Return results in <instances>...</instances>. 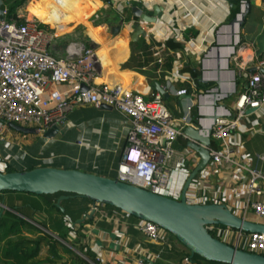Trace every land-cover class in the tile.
<instances>
[{"label": "crops", "instance_id": "obj_1", "mask_svg": "<svg viewBox=\"0 0 264 264\" xmlns=\"http://www.w3.org/2000/svg\"><path fill=\"white\" fill-rule=\"evenodd\" d=\"M14 1H23L17 9L22 22L34 19L48 29L58 27V38L51 47L55 57L65 55L70 41L96 46L97 54L105 40L116 42L111 54L113 65L108 63L107 58L98 55L96 79L105 80L100 83L130 86L146 99L160 93L152 88L156 84L163 89L170 82L175 90L187 89L188 95L183 97H177L172 92H165L167 99L163 95L178 124L190 113L191 123L200 127L198 119L208 110L203 109L204 103L199 104L198 97L208 91L211 93L218 86V107L234 112L237 98L245 91L250 74L256 72L264 56V0H245L250 2L251 10L242 28L235 30L231 28V23L244 0H152L148 5L132 0L130 6L114 5L110 0H9L10 3ZM238 1L241 3L236 13ZM53 4L59 5L58 16L52 14ZM135 6L150 16L154 14V7L159 6L162 16L156 23H145L133 15ZM126 11L131 15L129 22ZM121 23L119 34L112 36L111 27ZM138 23L144 27L146 35L132 42L131 36ZM224 33L230 34V39L221 37ZM140 41L143 45L136 52L142 66L124 69L123 65L132 56L131 43ZM209 50L210 62L204 63ZM241 61L246 64L245 71L240 68ZM224 86L226 89L223 91ZM234 95L231 107L224 104L227 98ZM213 100L209 97L208 102L214 103ZM127 126L126 118L118 111L93 106L79 107L71 112L65 126L50 139L39 133H14L9 125L5 141H0V160L4 162V166L0 164V170L3 171L7 164L19 170L54 167L116 179L126 146ZM233 141L240 152L239 157L243 161L246 159L251 168L264 173V160L258 159V155L264 154V109L247 114ZM175 148L178 151L186 148L183 137L178 139ZM176 169L182 171L186 182L189 168ZM233 176L226 173L228 179ZM47 200L28 193H0V205H4L5 211L21 209L24 217L19 213L17 215L55 238H58L55 230L61 226L59 222L64 221L67 229H73L68 232L69 241H80L79 246L88 247L91 256H86L89 261L79 256L89 264H134L140 259L155 264H197L191 261L190 251L173 236L170 247L153 242L139 230L138 218L114 207L101 206L93 218H87L82 223L84 227L80 230L82 224L77 222L92 212V201L70 197L62 202L65 209L62 212ZM32 209L41 210L35 212ZM60 255L59 264H82L62 250ZM48 256L40 255L36 261L46 262Z\"/></svg>", "mask_w": 264, "mask_h": 264}, {"label": "built area", "instance_id": "obj_2", "mask_svg": "<svg viewBox=\"0 0 264 264\" xmlns=\"http://www.w3.org/2000/svg\"><path fill=\"white\" fill-rule=\"evenodd\" d=\"M131 1L110 0L114 5L129 6ZM139 1L146 5L152 3V0ZM53 5L52 14L58 16L59 5ZM6 15L7 11L5 21L0 22L1 142L5 141L6 127L11 124L35 128L42 135L49 129L65 126L69 114L79 107H110L121 113L128 123L126 146L116 180L166 196L162 192L168 188L173 170L188 164L192 166L191 173L201 161L197 151L187 145L188 142L201 143L185 134L186 127L191 126L202 134L211 129L212 144L208 147L211 161L193 180L187 202L222 204L245 221L264 223V173L251 168L246 159L243 161L239 157L233 141L247 112L264 109V56L256 72L250 74L245 91L237 98L234 112L218 107V118L211 121L215 108L208 102V91L198 97L199 104L204 103L203 109L208 110L198 119L201 126L191 123L190 113L178 124L162 94L155 93L146 99L130 86L98 83L96 64L99 57L94 47L70 41L65 55L55 57L51 47L58 38V27L45 29L34 19L7 22ZM221 37L230 39L231 36L224 33ZM206 55L204 63L210 62V50ZM245 65L241 61L242 71L246 70ZM163 90L177 97L188 95L187 89L175 90L170 82ZM205 99L206 102H202ZM180 137L186 142L182 151L175 148ZM258 159L264 160V154L258 155ZM226 173L234 176L228 179ZM104 205L94 203L92 211L97 212ZM206 228L210 234H217H211L213 237L236 249L264 255V233H248L216 224ZM139 230L149 240L171 246L173 235L157 224L140 220ZM73 250L89 261L88 247L82 251ZM134 264L155 263L140 259Z\"/></svg>", "mask_w": 264, "mask_h": 264}, {"label": "water", "instance_id": "obj_3", "mask_svg": "<svg viewBox=\"0 0 264 264\" xmlns=\"http://www.w3.org/2000/svg\"><path fill=\"white\" fill-rule=\"evenodd\" d=\"M249 1L243 2L241 10L231 23L233 30L235 26L242 28L250 13ZM7 6L0 0V22L5 21ZM133 15L145 23H156L162 16V8L154 7V14L150 16L139 7H133ZM121 25L111 27L112 36L121 31ZM146 35V30L141 24H137L131 36L132 42H137L140 37ZM96 47V46H94ZM152 88L158 90L165 99L168 94L156 84ZM86 89V88H85ZM220 93V87L211 91L210 97L214 100L215 113L210 116L211 121L218 118V104L216 97ZM256 110L250 109L247 114ZM14 130L23 134H36L35 128H27L19 125H10ZM58 127L49 129L44 133V138L50 139L58 135ZM185 134L199 141L201 145L188 142V146L197 151L200 163L189 174L181 192L180 199L155 194L140 187L122 183L116 179L100 176L93 173L83 172L77 169H58L54 167H38L26 171H14L5 173L0 171V193L12 191L28 193L37 196L55 195L62 193L56 202V207L62 212V202L70 197L78 196L92 201L93 203L105 204L121 210L139 220L149 221L157 224L162 229L172 234L191 253L190 258L199 256L204 260L223 264H264V255L248 252L226 244L213 237L208 225L216 224L234 229H241L248 233H264V223L245 221L234 215L222 204H190L187 202V192L197 175L211 161V129L200 133L191 126L186 127ZM3 204L0 205V218L5 211ZM95 212L86 215L77 224H82L87 218H93Z\"/></svg>", "mask_w": 264, "mask_h": 264}, {"label": "trees", "instance_id": "obj_4", "mask_svg": "<svg viewBox=\"0 0 264 264\" xmlns=\"http://www.w3.org/2000/svg\"><path fill=\"white\" fill-rule=\"evenodd\" d=\"M5 2L8 6L6 15L7 22L16 19L21 21V19H19L17 15V9L20 5L23 4V1H14L10 3L9 0H5ZM240 3L241 2L239 1L237 2L236 13L239 12ZM142 45L143 41H140L138 43H131L132 56L129 61L125 65H123L124 69H134L136 67L138 68L142 66L136 52L142 47ZM32 169L34 168H31L29 170ZM14 171L26 170H19L7 164L5 170H3L2 172L10 173ZM8 192L18 193L12 191H5L2 193ZM61 195L62 193L55 195H42L39 197L48 199L47 201L49 202V204H51L53 207H56L55 202ZM32 210L36 212L41 209ZM13 211L15 213L11 211H5L0 218V264H59V262L61 261L60 250H62L64 253H67L74 260L81 262L82 264H89L73 250V248H75L76 250L82 251L84 248L78 245L80 241H78L77 243H71L69 241L68 232L71 230L73 231V229H67V227H65L64 221L59 222L61 226L56 228L55 232L58 234V238H55L51 234H48L40 229H36L35 226L30 223V221L23 218L24 215L21 209H13ZM16 213L21 214L23 217H20ZM88 221L89 220H87V222ZM83 227L84 225L82 224L79 226V229L81 230L83 229ZM25 233H27L28 235H25ZM30 235L34 237H31ZM44 245L48 247L49 256L46 259L47 261H36L41 255ZM87 254L88 256H91V254ZM93 261H95V259ZM191 261L197 264H223L204 260L197 255L194 256Z\"/></svg>", "mask_w": 264, "mask_h": 264}, {"label": "rangeland", "instance_id": "obj_5", "mask_svg": "<svg viewBox=\"0 0 264 264\" xmlns=\"http://www.w3.org/2000/svg\"><path fill=\"white\" fill-rule=\"evenodd\" d=\"M125 13H127V22H129L131 20V15L129 14V11H126ZM43 28L46 29V27L44 26ZM236 97V95L232 96V97H229L227 98L225 101H224V104H226L228 107H231V103L232 101L234 100V98ZM167 104V102H165ZM168 106V105H167ZM169 108V107H168ZM170 110V109H169ZM172 113V112H171ZM9 129V125L6 127ZM12 132L14 133H19L18 131L14 130V129H10ZM22 134V133H21ZM2 163V164H1ZM0 164L2 166H4V162L0 160ZM185 167L190 171L192 169V166H189L188 164L185 165ZM5 170V169H4ZM182 171H179V170H173V172L171 173V178H170V181H169V185H168V188L165 189V191L162 192L163 195H166L170 198H173V199H180L181 197V192H182V189L184 187V175L181 174ZM167 191V192H166ZM190 194L192 192V189H189L188 191ZM213 236H217L216 233H211ZM174 237V236H173ZM48 255V247L46 245L43 246L42 248V254L41 256L42 257H45ZM79 255V254H78Z\"/></svg>", "mask_w": 264, "mask_h": 264}, {"label": "bare ground", "instance_id": "obj_6", "mask_svg": "<svg viewBox=\"0 0 264 264\" xmlns=\"http://www.w3.org/2000/svg\"><path fill=\"white\" fill-rule=\"evenodd\" d=\"M233 27V26H232ZM231 27V28H232ZM237 28V25L235 26V29ZM233 29V28H232ZM231 29V30H232ZM101 45V49L98 51V55L101 56L102 58H107L108 63L113 65V61L111 58V54L112 52L115 50L117 43L116 42H110V40H105L103 43L100 44ZM228 45V44H227ZM105 81V80H102ZM102 81H98V83L102 82ZM124 81V79H123ZM226 89V87L224 86L223 91Z\"/></svg>", "mask_w": 264, "mask_h": 264}]
</instances>
